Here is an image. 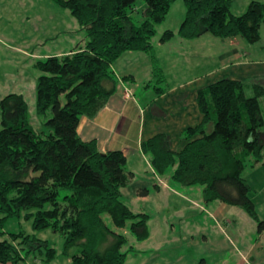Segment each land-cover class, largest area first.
I'll list each match as a JSON object with an SVG mask.
<instances>
[{"label": "trees", "instance_id": "16d2710c", "mask_svg": "<svg viewBox=\"0 0 264 264\" xmlns=\"http://www.w3.org/2000/svg\"><path fill=\"white\" fill-rule=\"evenodd\" d=\"M66 9L84 28L83 47L61 56L35 61L41 74L35 85V113L50 116L34 129L24 97L9 93L0 99V264H18L35 249H45V262L55 249L35 236L6 233L8 220H31L34 231L49 229L63 236L61 254L71 264H127L121 250L128 229L137 241L147 239L146 213H135L121 189L133 179L122 151L100 152L95 141L77 133L82 116L93 118L115 92L118 80L112 64L127 51L150 55L152 77L163 81L153 55L152 38L175 0H50ZM184 18L176 34L191 39L203 33L219 38L259 40L264 25V3L252 0L240 15L232 14L230 0H182ZM137 18L134 21L133 14ZM139 17V18H138ZM174 33L165 30L166 42ZM251 94L247 95V91ZM201 122L183 132L179 152L159 133L141 143L153 171L183 187L201 186L205 204L219 201L242 209L264 231L242 176L251 165L264 162V87L221 79L197 93ZM30 171L29 179L20 175ZM146 189L139 191L140 196ZM8 234L12 241L4 239ZM15 241V242H13Z\"/></svg>", "mask_w": 264, "mask_h": 264}, {"label": "crops", "instance_id": "0c3cea01", "mask_svg": "<svg viewBox=\"0 0 264 264\" xmlns=\"http://www.w3.org/2000/svg\"><path fill=\"white\" fill-rule=\"evenodd\" d=\"M230 1L232 14L240 15L252 0ZM256 1L264 3V0ZM170 9L171 6L169 11ZM181 13L176 27L167 25L160 33L161 36L165 30H171L174 33L171 39L162 43L159 36L155 42L152 41L153 55L162 70L163 81L157 83L152 77L149 54L140 51L123 53L111 68L115 78L131 90L132 97H121L116 88L95 117H81L77 133L83 141H95L100 152H123L126 157L125 167L132 172L133 179L121 189V194L123 198L128 195L132 200L131 204L138 197L145 199L150 194V187L166 198L170 193L180 198L172 218L165 216L153 229L155 233L163 231L167 234L166 242L178 244L182 252L171 257L164 251L163 241L152 242V218L146 213L149 216V235L143 241L149 242L145 244L147 248L143 250L138 264H178L193 255L191 243L195 241L209 250L205 254L198 253L195 264H209L210 258L213 264L260 262L264 260V231L257 234L255 228L256 240L250 238V243L246 244L247 230L254 231L256 223L242 209L219 201L205 204L201 195L202 188H178L168 178L157 175L148 156L141 151L143 141L162 133L167 136L170 149L179 152L186 143L183 138L184 130L198 125L202 120L197 93L209 84L229 79L239 81L248 88L254 84L264 87V25L260 28L259 40L253 44L238 36L219 38L207 32L184 39L176 34L184 18L185 8ZM3 28L0 26V51L12 50L16 56L14 67L7 69L6 55L2 58L0 55V99L9 93H19L24 97L22 92L27 88L28 81L24 78L21 58H17L21 49L14 43L11 33ZM79 48L81 47L67 51L62 49L33 57L39 60L47 56H61ZM37 77L38 74L36 79ZM36 79L31 81L32 90ZM244 179L251 188L250 198L254 204L256 200L264 201V195H252V184ZM142 189L147 190L145 196L139 195ZM128 206L135 213H145L134 211L132 206ZM175 220L179 224L180 220H184L187 225L186 235L177 233ZM169 234L172 236L169 237ZM130 250L136 251L133 247ZM217 254L220 256L215 259ZM126 263L131 264L127 257Z\"/></svg>", "mask_w": 264, "mask_h": 264}, {"label": "rangeland", "instance_id": "374dc122", "mask_svg": "<svg viewBox=\"0 0 264 264\" xmlns=\"http://www.w3.org/2000/svg\"><path fill=\"white\" fill-rule=\"evenodd\" d=\"M182 11H184L183 1L175 0L171 4V9L165 17L164 22L159 26H156V33L152 38L153 42L157 40L160 33L165 27H167V25H169V27H176V23H178ZM133 16L134 21H136V13H134ZM0 26H3V29L6 32L11 33L14 38V43L21 49V52L17 53V58H21L24 78L28 81L27 88H24L22 93L29 106V115L30 120L32 121V126L37 130L41 127V124L49 118L50 113L42 117L37 116L35 113V85H33V90L30 89V86L31 81H35L36 75L38 74L39 76L41 72L33 66L38 59L33 57V55H36L37 57L44 53H55L62 49L67 51L68 49L75 47H83L87 41L84 28L79 27L68 10L55 5L50 0H0ZM0 55L1 58L6 55L7 60L5 61V64L7 69L12 68V66L14 67V57L16 56L14 51L8 49L5 51L1 50ZM180 61H182V59ZM250 94L251 92L248 90L247 95ZM251 162L252 157H248L242 176L248 179L252 184V195L254 197L257 194L264 195V162L261 160L253 165H251ZM172 170L171 167L164 177L171 180L178 188H190L183 187L173 181L170 178ZM32 175L33 174L30 171H27L22 173L20 178L29 179ZM141 175L142 174H140V176ZM193 188H201V186L196 185L193 186ZM149 189L150 194L145 199L138 197L132 204V200L128 195H125L123 199L127 205L132 206L134 211H143L152 218L150 222L152 226L150 227L151 233H153L151 235L152 242L163 241V249L167 255L171 257L176 256L182 252V250L179 249L178 244H173L170 241L166 242L168 238L166 236L167 234H164L163 231L155 233L153 227H156L158 222H160V219L162 220L165 216L172 218L175 208H178L177 200L179 201L180 198L172 193H170V195L168 194V197L166 198L164 195L158 193L153 187H150ZM255 205L258 218L264 220V201L256 200ZM190 216L192 217V215ZM191 217L189 218L190 221H192ZM105 220L111 229L124 234L126 242L121 250L126 253L127 261L130 260L131 264H138L142 259L143 250H145L146 247L145 244H148L149 241H137L128 229L129 222L125 228L116 230L107 216L105 217ZM180 222L181 223L179 224V222L175 220L177 225L176 231L184 236L186 235L185 231L187 230V225L184 223V220H180ZM255 228L256 225L254 231L250 229L247 230L246 244L250 243V238L256 240L257 229L255 233ZM4 230L6 233L11 234L22 231L30 236L33 235L40 240L46 241L49 247L55 249L54 259L49 263L44 260L45 249L42 248L41 250H33L24 261H21L18 264H71L70 260L61 254V248L64 241L61 234L54 233L49 229L34 231L31 227V220H26L24 218H13L8 220ZM170 236H172V234H169V237ZM4 239L12 241L8 234L4 235ZM131 247L135 248L136 251H131ZM191 248L193 255L187 257L186 260L178 264H195L198 253L204 252L205 254L207 253L205 251H209L206 248H203V246L198 245V241L191 243ZM219 256L220 254L215 255V259ZM208 263L213 264L212 258L208 259ZM251 264H264V260L260 262L252 261Z\"/></svg>", "mask_w": 264, "mask_h": 264}, {"label": "built area", "instance_id": "2783aa9c", "mask_svg": "<svg viewBox=\"0 0 264 264\" xmlns=\"http://www.w3.org/2000/svg\"><path fill=\"white\" fill-rule=\"evenodd\" d=\"M117 90L119 91L121 97L123 98H131L132 97V92L130 89L124 86L120 81H118L116 85Z\"/></svg>", "mask_w": 264, "mask_h": 264}]
</instances>
